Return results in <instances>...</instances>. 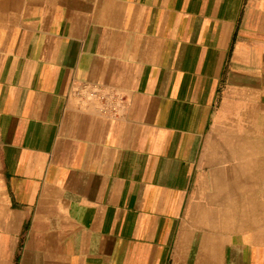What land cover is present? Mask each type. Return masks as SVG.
Masks as SVG:
<instances>
[{
	"label": "crops",
	"instance_id": "0c3cea01",
	"mask_svg": "<svg viewBox=\"0 0 264 264\" xmlns=\"http://www.w3.org/2000/svg\"><path fill=\"white\" fill-rule=\"evenodd\" d=\"M255 99L264 0H0V264H264Z\"/></svg>",
	"mask_w": 264,
	"mask_h": 264
},
{
	"label": "rangeland",
	"instance_id": "374dc122",
	"mask_svg": "<svg viewBox=\"0 0 264 264\" xmlns=\"http://www.w3.org/2000/svg\"><path fill=\"white\" fill-rule=\"evenodd\" d=\"M260 102L258 100H254L255 108L253 109V120H236V123H233L229 128L231 130V134H233L234 138L238 139V141L231 142L227 145V148L236 147L238 148V156L236 158L237 164H242L246 160L245 155H240L245 153L246 150L248 152L252 151V156H248L249 166H253L254 171V180L255 187L253 189L254 196V219L255 222L259 220L261 223L264 219V137L261 135V132L264 130V115L262 114L261 108H256V105H259ZM241 118L244 119V110H238ZM218 140V138L216 139ZM219 142V141H218ZM213 148L211 143L210 149ZM226 147L224 146L223 149ZM209 149V151H210ZM222 149V150H223Z\"/></svg>",
	"mask_w": 264,
	"mask_h": 264
},
{
	"label": "built area",
	"instance_id": "2783aa9c",
	"mask_svg": "<svg viewBox=\"0 0 264 264\" xmlns=\"http://www.w3.org/2000/svg\"><path fill=\"white\" fill-rule=\"evenodd\" d=\"M79 87H85L83 84H79ZM86 96L91 99V100H97L98 102H100L102 105H103V108H102V113L103 114H106L108 116H117V111L116 110H108L107 109V106L113 104V102H117V103H120L122 104L123 108L125 107V103H126V100L122 97V96H119V95H111V94H108L106 92H102L100 90H97V89H92L88 92H86Z\"/></svg>",
	"mask_w": 264,
	"mask_h": 264
}]
</instances>
